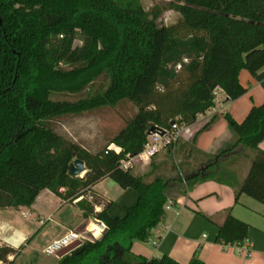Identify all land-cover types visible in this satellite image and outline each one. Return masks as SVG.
I'll return each mask as SVG.
<instances>
[{"label":"trees","instance_id":"1","mask_svg":"<svg viewBox=\"0 0 264 264\" xmlns=\"http://www.w3.org/2000/svg\"><path fill=\"white\" fill-rule=\"evenodd\" d=\"M166 9L179 13L175 22H161ZM263 65L264 0H155L149 8L140 0H0V208L29 206L43 188L68 201L81 196L76 204L83 215L105 226L100 236L82 240L55 264H206L195 253L182 263L166 253H135L131 246L159 222L177 182H184L185 190L207 179L231 182L233 172L222 167L239 146L251 153L235 200L244 192L264 203V149L258 147L264 99L240 121L224 112L236 139L192 163L195 137L211 117L182 143L186 154L174 174L161 170L165 161L138 174L123 168L121 160L142 150L152 126L194 122L213 106L216 88L228 99L243 94L240 70L254 74ZM66 90L82 96L78 102L51 99V93ZM123 100L135 111L99 150L56 129L61 119ZM178 141L166 146L169 159L178 155ZM110 142L120 150L109 148ZM74 158L84 162L81 176L68 172ZM184 164L194 168L183 172ZM105 176L137 191L123 215L109 213L110 201L95 210L98 198L86 196ZM249 226L228 208L215 240L242 242ZM14 251L0 245V258L7 260Z\"/></svg>","mask_w":264,"mask_h":264},{"label":"crops","instance_id":"2","mask_svg":"<svg viewBox=\"0 0 264 264\" xmlns=\"http://www.w3.org/2000/svg\"><path fill=\"white\" fill-rule=\"evenodd\" d=\"M239 79L246 86L243 94L228 99L223 89L218 87L213 106L197 114L194 122L186 124L187 129L178 139L179 160L186 154L182 143L191 140L192 135L213 116L215 119L195 137L197 149L191 158L192 163L202 162L204 152H215L236 139L222 114L227 111L240 121L253 104L264 99V65L254 74L241 69ZM258 147L264 149V138ZM250 153L248 148L239 146L232 155V162L228 164L234 174L231 182L207 179L197 182L189 190H185L184 182H177L169 191V206H164L161 219L152 229L157 242L148 248L134 243V240L132 250L146 256L166 253L182 263H188L195 253L206 264H264V203L244 192L239 193L235 200L236 190L250 164ZM143 161L145 164L146 160ZM110 178L105 176L95 182L86 195L88 199L98 198L95 210H100L104 203L110 201L109 213L123 215L125 208L136 202L137 191L121 187ZM80 197L68 201L49 188H43L29 206L0 208V245L15 249L9 253L8 264H45L31 253L37 240V243L41 241L40 244L46 245L68 230H76L77 226L87 232L86 227L94 224L96 219L83 215L76 204ZM228 208L233 215L250 224L242 242L215 240L218 223Z\"/></svg>","mask_w":264,"mask_h":264},{"label":"rangeland","instance_id":"3","mask_svg":"<svg viewBox=\"0 0 264 264\" xmlns=\"http://www.w3.org/2000/svg\"><path fill=\"white\" fill-rule=\"evenodd\" d=\"M140 1L144 8H149L155 2V0H140ZM178 17H179V13L177 11L172 9H166L163 11L160 20L164 24H169L175 22ZM79 43H80V39L76 38L74 40V44H79ZM82 77L85 78L86 73H84ZM97 84L98 82H96L95 87ZM81 96H82V92H75L74 90L72 91L66 90L64 92H53L50 95L51 99H59V100L67 99L73 102H78L79 101L78 99ZM134 111H135V106L131 102L123 100L115 107L105 106L93 112L84 111L83 113H80L78 115L75 114L73 116H68L65 119H61L60 122L57 123L56 129L59 132L66 134L72 139L78 141L79 143H81L91 151H96L105 146L107 140L111 138L112 135H114L121 126L124 125L126 118L129 117ZM108 147L114 149L115 147L117 148L118 145H116L113 142H110L108 144ZM242 147L247 149L244 146ZM168 152L169 154L172 153L168 151L166 146H164L162 149L156 152L154 156L146 160L145 164H143L144 161L141 158L137 156L133 157V159L131 160L132 164L130 168L135 173L144 174L147 173L154 164L160 161H165L163 165L160 164L161 170L166 173L174 174L177 171L176 166H178V163H180V161H182L183 163V159L179 160L178 155H175L174 157L170 155L171 159H169ZM185 167H186L185 164L181 165V170L183 172H188L192 168H194L193 166L189 169ZM222 168L224 171L227 172L230 171L227 163ZM83 173L84 171L81 173V175H83ZM110 181H114V180L110 178ZM107 187L111 188V186L108 184ZM92 199L94 200L95 198ZM167 203L168 200L166 201L165 204ZM75 228L79 232L84 233V235H86L82 240L93 238L91 232L88 231L85 232L83 227L77 226ZM154 237H155L154 233L151 231V233L148 235V237L145 240L136 239L134 243H139L141 246L151 248L153 245L152 243L154 241L157 242ZM37 241L33 244L34 247H32L33 248L31 252L33 253L32 255H35V257L41 259L43 262H45V264H55L59 260V257L56 254L45 253L43 250L45 245L42 243L40 244L41 241L38 243ZM51 259L54 260L53 263L49 262Z\"/></svg>","mask_w":264,"mask_h":264},{"label":"built area","instance_id":"4","mask_svg":"<svg viewBox=\"0 0 264 264\" xmlns=\"http://www.w3.org/2000/svg\"><path fill=\"white\" fill-rule=\"evenodd\" d=\"M216 96L217 88L214 90V98ZM186 129V124L174 122L170 127L157 128L155 129V131L149 132L144 142L142 150L134 156L122 159L121 166L123 168L130 167L132 164L131 160L133 159V157L136 156L141 158L142 160L150 159L152 155H154L164 146L174 144L179 139L182 132ZM114 149L116 151H119L120 147L118 146ZM164 206L168 207L169 204H165ZM102 229L103 228L97 222H94V224L86 227V231L91 232L93 237H98L101 234ZM85 236L86 235H84V233H80L76 230L70 229L66 233L47 243L44 246L43 250L47 254H56L60 249L68 246L75 240L80 239L82 241ZM10 258V254H7V260L0 258V264H8V260Z\"/></svg>","mask_w":264,"mask_h":264},{"label":"water","instance_id":"5","mask_svg":"<svg viewBox=\"0 0 264 264\" xmlns=\"http://www.w3.org/2000/svg\"><path fill=\"white\" fill-rule=\"evenodd\" d=\"M155 127L152 126L149 130V132H152V131H155ZM85 171V165H84V162L79 159V158H74L70 163H69V166H68V172L69 174L73 175V176H76V175H81V173ZM96 222L102 227L104 228V223L99 220V219H96ZM81 240L80 239H77L75 240L74 242H72L71 244H69L68 246L66 247H63L62 249H60L56 255L59 257V258H64L67 253L69 251H71L72 249H74L75 247H77L79 244H81Z\"/></svg>","mask_w":264,"mask_h":264}]
</instances>
